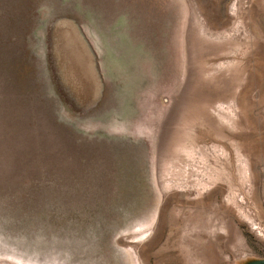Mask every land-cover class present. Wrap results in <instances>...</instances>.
I'll use <instances>...</instances> for the list:
<instances>
[{
	"label": "rangeland",
	"instance_id": "374dc122",
	"mask_svg": "<svg viewBox=\"0 0 264 264\" xmlns=\"http://www.w3.org/2000/svg\"><path fill=\"white\" fill-rule=\"evenodd\" d=\"M28 2L44 53L48 6L71 9L105 89L83 115L58 103L93 136L89 192L39 205L42 230L0 204V264L264 257V0Z\"/></svg>",
	"mask_w": 264,
	"mask_h": 264
},
{
	"label": "water",
	"instance_id": "95a60500",
	"mask_svg": "<svg viewBox=\"0 0 264 264\" xmlns=\"http://www.w3.org/2000/svg\"><path fill=\"white\" fill-rule=\"evenodd\" d=\"M48 12L44 53L41 41L29 42L35 12L28 0H0V204L18 207L17 222L30 221L41 230L46 222L37 215L39 205L70 201L90 190L85 172L93 159L85 144H92L93 136L74 124V115L61 114L59 98L83 115L97 108L105 89L78 18L55 4ZM38 45L42 53L35 51ZM0 232L7 240L8 232ZM242 264H264V257Z\"/></svg>",
	"mask_w": 264,
	"mask_h": 264
}]
</instances>
